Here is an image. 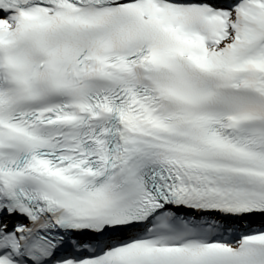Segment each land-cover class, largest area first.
Listing matches in <instances>:
<instances>
[{"label": "snow or ice", "instance_id": "snow-or-ice-1", "mask_svg": "<svg viewBox=\"0 0 264 264\" xmlns=\"http://www.w3.org/2000/svg\"><path fill=\"white\" fill-rule=\"evenodd\" d=\"M0 264H264V0H0Z\"/></svg>", "mask_w": 264, "mask_h": 264}]
</instances>
